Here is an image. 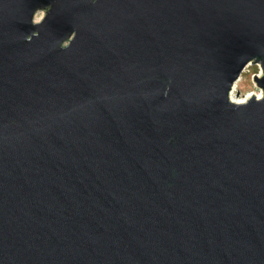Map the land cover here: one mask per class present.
I'll list each match as a JSON object with an SVG mask.
<instances>
[{
    "label": "water",
    "instance_id": "obj_1",
    "mask_svg": "<svg viewBox=\"0 0 264 264\" xmlns=\"http://www.w3.org/2000/svg\"><path fill=\"white\" fill-rule=\"evenodd\" d=\"M0 264H264V0H0Z\"/></svg>",
    "mask_w": 264,
    "mask_h": 264
},
{
    "label": "rangeland",
    "instance_id": "obj_2",
    "mask_svg": "<svg viewBox=\"0 0 264 264\" xmlns=\"http://www.w3.org/2000/svg\"><path fill=\"white\" fill-rule=\"evenodd\" d=\"M259 73V68L257 65H249L240 74L239 80L236 82L235 89L233 90L232 97L235 99H240L246 97L249 93H261L257 89L252 81L253 75Z\"/></svg>",
    "mask_w": 264,
    "mask_h": 264
},
{
    "label": "bare ground",
    "instance_id": "obj_3",
    "mask_svg": "<svg viewBox=\"0 0 264 264\" xmlns=\"http://www.w3.org/2000/svg\"><path fill=\"white\" fill-rule=\"evenodd\" d=\"M262 92L261 93H254V92H251V93H249L246 97H244V98H240V99H235V98H233L231 95H230V97H231V100H233L234 102H243V101H245L248 97H250V96H255L256 98H259V97H261L262 96Z\"/></svg>",
    "mask_w": 264,
    "mask_h": 264
}]
</instances>
